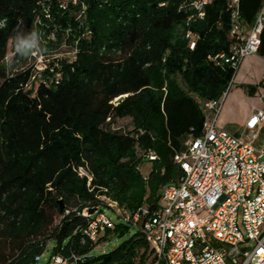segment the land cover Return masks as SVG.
<instances>
[{"label": "trees", "instance_id": "1", "mask_svg": "<svg viewBox=\"0 0 264 264\" xmlns=\"http://www.w3.org/2000/svg\"><path fill=\"white\" fill-rule=\"evenodd\" d=\"M260 8L261 0H239L243 26ZM192 13L187 0H0V264H36L49 241V255L73 253L77 264H153L143 218L132 216L156 210L160 189L177 181L174 153L203 132V104L220 101L237 70L219 57L233 40L226 0H211L202 18L187 19ZM18 27L21 38L43 34L46 56L66 45L74 58H51L25 88L33 66L4 63ZM257 53L264 56V28ZM24 59L12 56V65ZM120 118L131 127L114 128ZM149 150L157 159L145 157ZM108 201L129 219L113 221L98 242L135 231L91 254L82 211Z\"/></svg>", "mask_w": 264, "mask_h": 264}, {"label": "built area", "instance_id": "2", "mask_svg": "<svg viewBox=\"0 0 264 264\" xmlns=\"http://www.w3.org/2000/svg\"><path fill=\"white\" fill-rule=\"evenodd\" d=\"M210 1L187 0L193 10L187 19L202 18L204 7ZM226 4L233 40L229 53L219 57L238 68L245 56L259 49L264 28V0L248 27L243 26L239 0H226ZM187 36L193 47L194 34L189 31ZM33 55L28 57L33 62L27 66L32 65L33 70L25 83L27 89L33 88L38 73L55 57L35 52ZM12 56L10 51L4 63L15 71ZM260 86L257 99L261 105L251 106V115L238 133L215 127L221 99L203 104L207 117L213 112L212 120L206 117L203 132L195 138L187 137L181 150L173 155L181 175L175 183L160 189L156 210L150 212L142 207L133 214V222L143 218L141 228L154 247L153 264H264V149L256 145L264 132V73ZM145 157L157 159L151 150ZM79 171L86 174L82 168ZM140 173L146 178L147 168L140 166ZM98 207L81 229L82 242L95 243L99 234L113 226L104 206ZM107 208L124 218L123 221L129 219L116 202L108 201ZM80 259L73 253L68 256L52 254L46 259L43 254L35 257L36 264L42 261L44 264H77Z\"/></svg>", "mask_w": 264, "mask_h": 264}, {"label": "rangeland", "instance_id": "3", "mask_svg": "<svg viewBox=\"0 0 264 264\" xmlns=\"http://www.w3.org/2000/svg\"><path fill=\"white\" fill-rule=\"evenodd\" d=\"M28 34L25 33V36ZM12 36L7 41V54H10L11 45H12ZM73 49L66 45H60L58 48L52 50L49 55L55 57H65V58H73ZM33 62L32 59H24L20 61L17 65L13 68L14 70L21 69ZM264 64V57L259 56L257 53L245 56L238 66L236 73L233 77L232 83L230 84L227 92L224 94L223 98L220 101V110H219V120L218 123H221L225 120H230L232 122V127L235 128L239 125L242 116L246 112L247 108H249L250 103L252 102L246 95L244 90L245 85L247 84H254L258 83L259 75L263 68ZM40 65V64H38ZM213 116V112L209 113L208 120L211 121ZM114 128H121V129H129L130 125V118H120L116 119L114 124ZM223 127L216 125V128ZM230 127V128H232ZM230 130V129H229ZM146 164H142L141 168L145 169ZM105 214L111 218L112 221H123L124 218L117 216L116 212L110 208L104 207L103 208ZM264 227V225H263ZM135 231L134 228L130 229V232L123 237H118L115 235H109L106 239L101 240L100 242L95 243L91 250V254H100L107 252L118 245L124 238L129 236ZM53 246V241H49L47 243V247L43 253L44 259L48 257L51 247ZM44 264V261L41 262Z\"/></svg>", "mask_w": 264, "mask_h": 264}, {"label": "clouds", "instance_id": "4", "mask_svg": "<svg viewBox=\"0 0 264 264\" xmlns=\"http://www.w3.org/2000/svg\"><path fill=\"white\" fill-rule=\"evenodd\" d=\"M24 32L19 27L15 30V35L12 37V46L14 49L13 56L19 58H28L35 52L42 54L45 49L42 47L41 41L43 34L35 29L26 32L28 35L26 38H21L20 33Z\"/></svg>", "mask_w": 264, "mask_h": 264}, {"label": "crops", "instance_id": "5", "mask_svg": "<svg viewBox=\"0 0 264 264\" xmlns=\"http://www.w3.org/2000/svg\"><path fill=\"white\" fill-rule=\"evenodd\" d=\"M258 54V53H257ZM252 55V54H251ZM259 55V54H258ZM250 56V55H249ZM260 56V55H259ZM261 57H264V56H261ZM242 62V61H241ZM263 73H264V64H263V68H262V70H261V72H260V75H259V81H258V83L256 84V83H254V84H256L257 85V88H256V90H255V92H254V94L252 95V96H249V95H247V97L252 101L251 103H250V106H249V108H247V110H246V112L244 113V115L242 116V119H241V121H240V123H239V125L237 126V127H235V128H233L232 127V122L230 121V120H225V121H223V122H221V123H218V120H219V113H218V115H217V117H216V121H215V127H216V125H218L219 124V126H223V127H219V129H226V130H229V131H231V132H236V133H238V132H240L242 129H243V127H244V125H245V122H246V120L249 118V116L251 115V106L253 105V104H255L256 106H260L261 105V103L258 101V99H257V95H258V92L261 90V86H260V80H261V77H262V75H263ZM230 127H232V128H230ZM256 145H257V147H260V148H263L264 149V132H262L260 135H259V138L257 139V141H256ZM146 167H147V164L145 165Z\"/></svg>", "mask_w": 264, "mask_h": 264}, {"label": "water", "instance_id": "6", "mask_svg": "<svg viewBox=\"0 0 264 264\" xmlns=\"http://www.w3.org/2000/svg\"><path fill=\"white\" fill-rule=\"evenodd\" d=\"M126 96V94H122V95H119L118 97H116L114 99V103H118L120 102L124 97ZM58 203H59V208L60 210H63V203L61 200H58ZM99 207L98 206H89V207H85L82 211V214L85 216V217H90L92 215H94L97 211H98ZM104 235V233H101L98 235V238L96 239L95 243H97L101 238L102 236Z\"/></svg>", "mask_w": 264, "mask_h": 264}]
</instances>
